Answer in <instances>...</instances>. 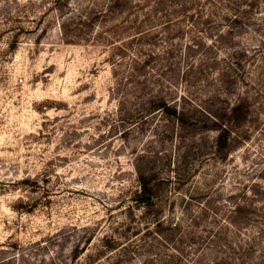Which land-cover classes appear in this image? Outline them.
Returning <instances> with one entry per match:
<instances>
[{"label":"rangeland","instance_id":"obj_1","mask_svg":"<svg viewBox=\"0 0 264 264\" xmlns=\"http://www.w3.org/2000/svg\"><path fill=\"white\" fill-rule=\"evenodd\" d=\"M196 1L0 0V264H264V0Z\"/></svg>","mask_w":264,"mask_h":264},{"label":"trees","instance_id":"obj_2","mask_svg":"<svg viewBox=\"0 0 264 264\" xmlns=\"http://www.w3.org/2000/svg\"><path fill=\"white\" fill-rule=\"evenodd\" d=\"M244 2L245 6H252V4H256L253 1H250L252 4L248 3L247 0H242ZM191 2L195 3L197 6L199 1L196 0H191ZM233 7L231 8L232 10L235 11L236 15L234 17L232 16V19L230 20L231 22H236L238 20V16H241L243 14H246V11H242V9H236ZM176 6H178V3H176ZM213 12H211L212 14ZM186 13L184 12V15ZM207 27L208 30L211 32V28H209V22L205 21L204 23ZM166 24H162L164 26ZM153 108H156V110L163 112L167 116H173V117H181L179 116V112L177 111L176 108L172 107L170 103L160 99L158 103L153 104ZM249 114V111L246 107V105L242 102L239 101L236 105L232 106L230 109L229 115H224V119H216L213 118L212 122L209 124V128L212 131H216L217 136L215 139V154L223 158L229 154V150H231V147L233 146L231 143L233 142L232 133L233 129L238 128L247 118ZM141 179V186L136 189V191L133 193L132 199L135 204H138L142 209H148L152 205V196L154 195V189L149 187L147 185V180L143 179V177H140ZM28 184L31 186L33 189L38 188V182L32 181L29 182ZM25 211L27 213H31L33 211V205H30L28 207H25ZM155 226L158 228H161L162 223L161 220L156 221ZM77 255V253H76ZM75 255V256H76ZM78 257H73V260H76Z\"/></svg>","mask_w":264,"mask_h":264}]
</instances>
